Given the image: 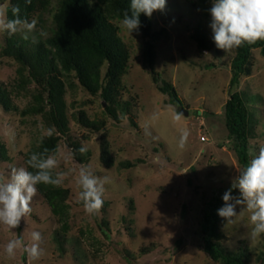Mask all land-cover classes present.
I'll list each match as a JSON object with an SVG mask.
<instances>
[{
	"label": "rangeland",
	"instance_id": "374dc122",
	"mask_svg": "<svg viewBox=\"0 0 264 264\" xmlns=\"http://www.w3.org/2000/svg\"><path fill=\"white\" fill-rule=\"evenodd\" d=\"M54 4L52 0V7ZM211 6L212 0H166L164 11L151 16L152 29L163 31L155 43L152 69L158 74L159 85L166 80L173 86L178 101L162 94L153 82L140 30L130 37L120 21H115L118 36L129 52L117 96L120 105L114 107L116 119L105 111L107 104L99 95L92 96L77 85L65 90L69 132L58 143L55 156L60 165L53 170L55 175L67 174L60 187L69 190L68 228L61 236L62 250L54 241L60 225L35 196L30 217L13 232L23 238L25 246L32 243L33 231L40 232L44 254L33 261L19 249L13 258H7L4 246L15 236L0 225V264H217L200 247L202 212L215 196L231 187L243 169L232 149L223 115L236 51L224 53L215 47L209 27ZM49 25L50 16H46L44 23L36 24L29 40L45 39ZM41 31L46 35L41 36ZM6 36L0 34V84L18 112L8 113L0 106V145L9 158L0 159V171L5 172L24 167L21 153L37 146L47 131L41 116L19 113L30 105L28 93L33 85L26 90L15 88L18 65L1 56ZM196 36L205 39V49L198 48ZM249 65L238 89L251 98L249 106L254 113L250 162L264 146V56L259 49L251 51ZM121 105H125L124 110ZM79 110L100 125V130L79 125L73 117ZM183 110L187 115L175 121L173 113ZM182 129L190 135L181 151L177 141ZM69 143L83 148L80 156L88 152V158L77 160ZM103 151L112 158V166L103 163ZM66 154L71 159L65 160ZM125 161L135 166H119ZM81 165L95 176L107 178L103 207L96 218L86 214L78 201L75 179ZM238 196L236 189L234 197ZM236 210L239 213L240 207ZM249 215L244 212L234 218V223L222 219L221 243L232 253L246 248L251 264H258L255 258L264 250V237L259 243L252 242Z\"/></svg>",
	"mask_w": 264,
	"mask_h": 264
},
{
	"label": "trees",
	"instance_id": "16d2710c",
	"mask_svg": "<svg viewBox=\"0 0 264 264\" xmlns=\"http://www.w3.org/2000/svg\"><path fill=\"white\" fill-rule=\"evenodd\" d=\"M11 4L18 5L21 16L29 21L36 19L40 24L44 23L46 16H50L45 39L31 42L29 39L23 40L21 36H6L1 49V56L14 60L18 65L15 88L26 90L27 86L33 85L32 91L28 93L31 103L19 113L22 116L39 115L47 129L53 126L56 129L51 137L45 135L37 146L21 153L24 167L28 171H35L26 163L30 155H55L61 138L68 135L69 119L64 100L67 86L72 89L77 85L92 96L99 95L103 104H107L105 111L116 119L114 107L120 105L117 96L127 71L129 52L118 36L119 26L115 21H121L124 13L129 11L130 0H55L54 7L52 0H30V3H26V0H11ZM8 15L11 18L10 9ZM139 20V30L145 40L146 67L152 74V80L162 94L178 101L173 86L166 80L160 81L159 85L158 74L152 69L155 43L163 31L152 29L151 17L141 14ZM196 41L198 48L205 49L203 37L196 36ZM253 49H259L264 56V42L245 45L236 50L230 64L229 98L223 108L224 125L242 169L249 163L248 150L253 133L254 113L249 106L251 98L240 91L238 85L240 78L248 73ZM0 106L5 112H18L17 106L11 102L8 92L1 84ZM124 106L121 105L122 110ZM73 117L85 129L96 132L100 130V125L90 120L82 110L76 116L73 114ZM69 144L77 160L88 158V152L81 157L79 146ZM6 153L0 145V159L9 160ZM101 158L106 166H112V158L107 151H103ZM119 166L131 168L135 164L125 161L119 163ZM53 175L55 176L54 173ZM229 188L215 196L202 212L200 247L214 263L251 264V253L246 248L232 253L221 243L222 218L217 215V210L223 206L222 196ZM235 194L236 189H233L232 195ZM36 196L41 198L60 225L54 232V241L62 250L61 236L68 228L69 190L60 186L38 184ZM255 260L258 264H264V250Z\"/></svg>",
	"mask_w": 264,
	"mask_h": 264
},
{
	"label": "clouds",
	"instance_id": "9594fccd",
	"mask_svg": "<svg viewBox=\"0 0 264 264\" xmlns=\"http://www.w3.org/2000/svg\"><path fill=\"white\" fill-rule=\"evenodd\" d=\"M26 3H30V0H26ZM165 7L166 0H130V9L124 13L120 26L131 37V33L138 31L140 27L141 14L150 18L154 12H163ZM9 9L11 18L8 15ZM20 13V7L12 5L11 0L0 2V34H20L23 40L29 39L36 28L37 20L29 21ZM209 15L213 43L224 53H234L245 45L264 42V0H212ZM40 35L44 36L46 33L41 31ZM182 118V113H173L175 121L179 122ZM55 132L53 126L47 129L46 135L51 137ZM189 135L187 129L181 130L177 141V147L181 151L186 148ZM12 136L14 134H11L10 138ZM80 152L83 153L84 149L81 148ZM64 159H71V156L66 154ZM26 163L35 171H28L25 167L0 171V225L15 236L4 246L7 258H13L17 250L23 249L34 261L44 254L40 246V232L33 231L32 243L25 246L23 238L17 236L13 229L18 228L26 217H30L32 200L37 195V185L60 186L67 174L59 172L53 175V170L60 165V160L55 155L33 153ZM105 183L106 177L95 176L89 168L80 166L75 184L78 189V201L82 203L86 214L95 215L103 207ZM233 189H238V197L232 195ZM222 200L223 206L217 210V215L227 223H234L235 217L244 212L249 213L252 225L250 238L253 243L261 242L264 237V146L259 148L258 153L254 154L243 171L239 172L231 187L223 194ZM238 206L239 213L236 210Z\"/></svg>",
	"mask_w": 264,
	"mask_h": 264
},
{
	"label": "water",
	"instance_id": "95a60500",
	"mask_svg": "<svg viewBox=\"0 0 264 264\" xmlns=\"http://www.w3.org/2000/svg\"><path fill=\"white\" fill-rule=\"evenodd\" d=\"M181 113H182L183 115H187V111H185V110L181 111Z\"/></svg>",
	"mask_w": 264,
	"mask_h": 264
}]
</instances>
